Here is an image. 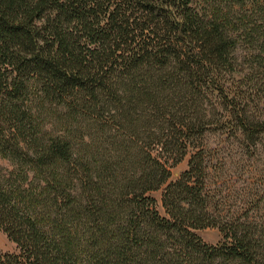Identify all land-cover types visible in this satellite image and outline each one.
I'll list each match as a JSON object with an SVG mask.
<instances>
[{"label": "trees", "instance_id": "obj_1", "mask_svg": "<svg viewBox=\"0 0 264 264\" xmlns=\"http://www.w3.org/2000/svg\"><path fill=\"white\" fill-rule=\"evenodd\" d=\"M196 1L0 0V230L19 250L0 264H264V234L207 203L206 92L251 140L264 120L232 88L230 13ZM220 1L255 9L264 62V0Z\"/></svg>", "mask_w": 264, "mask_h": 264}, {"label": "rangeland", "instance_id": "obj_2", "mask_svg": "<svg viewBox=\"0 0 264 264\" xmlns=\"http://www.w3.org/2000/svg\"><path fill=\"white\" fill-rule=\"evenodd\" d=\"M194 7L203 13H214L217 7L223 13H230L233 24L227 27L239 36V43L234 51L235 79H231L232 88L242 107L264 120V62L255 57L259 45L257 34L245 32V28L254 25L255 9L250 4L235 5L220 0H198ZM205 101L203 111L209 124L203 136L197 137L195 134L191 141L202 149L205 157V192L210 211L217 219L237 223L248 227L252 232L264 234V132L251 140L241 131L229 128L225 124L226 113L219 105L217 92H206ZM262 127L264 129V124ZM190 151L191 149L181 162L170 167L172 176L169 182L177 180L188 169ZM175 159L177 157L173 153L170 165ZM1 163L7 165L5 161ZM164 188L165 186L151 193L156 198L157 209L162 215H166L162 203ZM197 233L210 245L224 240L217 227L200 229ZM0 252H19L17 244L2 230Z\"/></svg>", "mask_w": 264, "mask_h": 264}]
</instances>
